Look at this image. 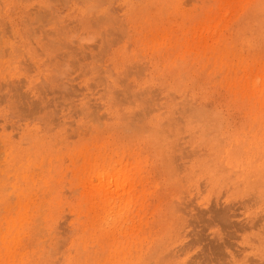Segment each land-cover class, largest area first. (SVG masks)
Masks as SVG:
<instances>
[{
  "label": "rangeland",
  "instance_id": "obj_1",
  "mask_svg": "<svg viewBox=\"0 0 264 264\" xmlns=\"http://www.w3.org/2000/svg\"><path fill=\"white\" fill-rule=\"evenodd\" d=\"M0 40V264L178 224L165 264H264V0H0Z\"/></svg>",
  "mask_w": 264,
  "mask_h": 264
},
{
  "label": "bare ground",
  "instance_id": "obj_2",
  "mask_svg": "<svg viewBox=\"0 0 264 264\" xmlns=\"http://www.w3.org/2000/svg\"><path fill=\"white\" fill-rule=\"evenodd\" d=\"M1 41V40H0ZM15 96V95H14ZM118 175V172L117 174H110V173H107V176H109L110 178H115L116 176ZM119 186H124L122 185V183L119 185ZM227 217V216H226ZM229 219V218H228ZM227 219V220H228ZM219 221V220H218ZM230 220H228L227 223H229ZM222 223V222H221ZM228 225V224H227ZM226 225V226H227ZM255 226V225H254ZM254 226H251V227H254ZM170 227V226H168ZM169 230V228L167 229V231ZM181 230L180 228V225L178 224L177 226L175 227H172V232L169 236V238H162V241L160 242H155L150 250H154L155 251V254L157 255V258L155 261V264H165V263H168V261H170V259H174V257H178V253H186L187 250L189 251V249L191 248L189 244H185V242L183 240H181V236H178L179 234V231ZM178 233V234H176ZM264 233V232H263ZM226 239V238H225ZM225 242V241H224ZM228 242V240H227ZM178 244V245H177ZM221 244V243H220ZM223 244V243H222ZM177 245V246H176ZM180 245V246H179ZM224 248V247H223ZM221 249V247H220ZM218 249V250H220ZM217 250V251H218ZM222 250V249H221ZM207 251V250H206ZM212 252V250H211ZM215 252H216V249H215ZM213 252V254L215 253ZM209 253V252H208ZM216 254V253H215ZM220 254V253H219ZM209 255V254H208ZM207 255V256H208ZM218 255V254H217ZM216 255V256H217ZM211 256V255H210ZM232 253H231V257H232ZM209 257V256H208ZM207 257V259H208ZM219 256H217V259H218ZM206 258V257H205ZM221 258V257H219ZM143 260V258H142ZM210 260V259H209ZM208 262V261H207ZM214 262V260H213ZM216 262V261H215ZM219 262V261H218ZM180 264V263H179ZM181 264H185V261H182ZM208 264V263H207ZM243 264V263H241Z\"/></svg>",
  "mask_w": 264,
  "mask_h": 264
}]
</instances>
